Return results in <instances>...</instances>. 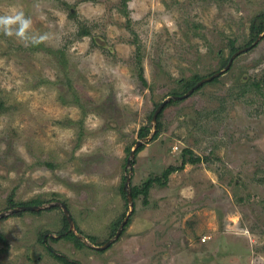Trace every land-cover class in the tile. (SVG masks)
<instances>
[{
    "label": "rangeland",
    "instance_id": "rangeland-1",
    "mask_svg": "<svg viewBox=\"0 0 264 264\" xmlns=\"http://www.w3.org/2000/svg\"><path fill=\"white\" fill-rule=\"evenodd\" d=\"M260 15L264 0H0V213L41 206L0 218V264H64L47 247L78 264H264ZM181 164L91 247L129 209L123 177L131 189Z\"/></svg>",
    "mask_w": 264,
    "mask_h": 264
},
{
    "label": "trees",
    "instance_id": "trees-1",
    "mask_svg": "<svg viewBox=\"0 0 264 264\" xmlns=\"http://www.w3.org/2000/svg\"><path fill=\"white\" fill-rule=\"evenodd\" d=\"M257 19L259 20V22H257L256 21V19L253 21V23H252V26H251V39L253 40L255 37H256V35H258L260 32H262L263 30H264V15H262V18H261V15L260 16H258L257 17ZM232 50H235L234 48H232ZM222 64H224V62L222 63ZM139 78H140V80L142 81V83H145V78H144V76H143V74H142V71H140L139 72ZM199 78H201V77H199V76H194L192 79H189V80H186L185 81V83H184V87H183V89L184 90H188L191 86H193L195 83H196V81L199 79ZM172 93H177V92H172ZM170 102H172V101H170ZM164 107H166V105L164 106ZM0 109H1V104H0ZM159 117V116H158ZM159 129H160V123L158 122L157 124H156V131H155V133L153 134V136H152V138L153 139H155L156 137H157V135H158V133H159ZM149 131H150V127L147 125H144V126H142V127H140L139 128V130H138V137L139 138H143V137H145V136H147L148 135V133H149ZM143 147H144V145L143 144H141L140 146H138L136 149H135V153H137L138 151H140L141 149H143ZM129 150V148H127V151ZM186 152L187 153H189L190 152V150H187L186 149ZM199 157H195V156H193V155H190V163H196V162H199ZM183 168V164H181L180 166H177V167H175V166H169V167H167L166 168V170L163 172V177H162V180L160 179V178H158V177H153V178H151V177H149V178H147L141 185H134V186H131V195H132V199L134 200V199H136L137 197H139V196H142L143 198H146L147 197V195H148V193H149V190H150V188L156 183V185L157 184H159V185H165L166 184V181H167V178H168V176H169V174H171L172 172H174V171H177V170H179V169H182ZM124 177L122 178V183H121V185H120V194H121V196H122V198L125 200V204H126V190H125V187H124V184H123V182H124ZM9 203H10V205L11 206H15V204L13 203V201H12V198L10 197L9 198ZM36 203H38V202H36V201H34L33 203H31L32 205L33 204H36ZM28 204V203H27ZM124 214L125 213H123L113 224H112V226H113V229H112V231L110 232V235H113L114 234V232H115V230H116V227L118 226V224H119V222L121 221V219H122V217L124 216ZM63 221H64V229H66L67 228V225H68V222H67V220H66V218H65V216L63 215ZM129 223V220H127V222H126V224H128ZM126 224L124 225V228L126 227ZM123 228V229H124ZM66 231V230H65ZM122 234V231H121V233H120V235ZM61 237H63V238H65V239H69V240H71V241H73V243H74V245L76 246V247H78V248H81L82 246H83V243L81 242V240L72 232V231H69V232H60V234H59V237L58 238H61ZM0 238H2L1 236H0ZM58 238H55V237H51V240H53V241H56V240H58ZM92 242H95V238L94 237H88ZM48 248V250H49V252L53 255V256H55L57 259H59L61 262H63L64 264H78L77 262H75V261H71V260H69L66 256H64V255H59V254H56V253H54L53 252V250L52 249H50L49 247H47Z\"/></svg>",
    "mask_w": 264,
    "mask_h": 264
},
{
    "label": "water",
    "instance_id": "water-1",
    "mask_svg": "<svg viewBox=\"0 0 264 264\" xmlns=\"http://www.w3.org/2000/svg\"><path fill=\"white\" fill-rule=\"evenodd\" d=\"M262 34H260L257 39L251 44V45H248L247 47H243L242 49H239L237 50L236 52H234L230 58L228 59V62L227 64L225 65V67L218 71V73H213L211 75H209L208 77H204L202 79H200L199 81H197L193 86H191L187 92L179 97H184V96H187L189 95L190 93H192L195 89H197L200 85H202V83L206 82V81H209L211 79H213L215 76H217L218 74H221V72L223 71H226L232 60H233V57L238 54L239 52L241 51H245V50H248L249 48H251L252 46H254L257 42V40L260 38ZM174 97H178V96H174ZM171 97H167L166 99H164L163 101H161L158 106L156 107V109L154 110L153 114H152V117H151V130L152 131H149L148 135L141 138V139H138L136 142H135V145L132 147V149H130L129 151V157L127 158L126 160V165L127 167L129 168V172H131L132 170V162H133V155H134V152H135V149L140 146L141 144H143L146 140H149L152 138L153 134L155 133L156 131V119H157V116H158V113L161 111V109L163 108V106L165 105V103L170 99ZM129 182H130V175H127L126 179H125V182H124V187H125V190H126V198H127V201H128V205H129V209L125 215V217L122 219L121 223L119 224L113 238L109 239L108 241H106L103 245H100V246H95V245H91L92 248L94 249H98V250H103L107 247H109L111 245L112 242H114L116 239H118V237L120 236V233L124 227V225L126 224L128 218H129V215L131 214L132 212V195H131V190L129 189ZM52 205H59L61 208H62V211L64 213V216L68 222V225H69V229L73 230V222H72V218L69 214V211L68 209L66 208V206L63 204V203H51L49 206H52ZM41 208V206L39 205H26V206H18L16 208H13L9 211H5V212H1L0 213V218L9 214V213H13V212H17V211H20V210H39ZM73 232V231H72ZM75 235L80 239L81 236L79 234H76ZM84 238V237H83ZM81 240V239H80ZM84 241V240H83Z\"/></svg>",
    "mask_w": 264,
    "mask_h": 264
},
{
    "label": "flooded vegetation",
    "instance_id": "flooded-vegetation-1",
    "mask_svg": "<svg viewBox=\"0 0 264 264\" xmlns=\"http://www.w3.org/2000/svg\"><path fill=\"white\" fill-rule=\"evenodd\" d=\"M263 81V83H264V80H262Z\"/></svg>",
    "mask_w": 264,
    "mask_h": 264
}]
</instances>
